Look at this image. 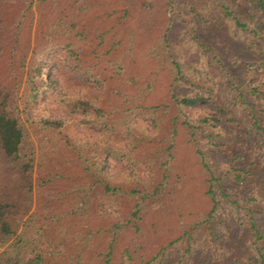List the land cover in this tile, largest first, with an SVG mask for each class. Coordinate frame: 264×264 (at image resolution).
I'll use <instances>...</instances> for the list:
<instances>
[{
  "label": "trees",
  "instance_id": "trees-1",
  "mask_svg": "<svg viewBox=\"0 0 264 264\" xmlns=\"http://www.w3.org/2000/svg\"><path fill=\"white\" fill-rule=\"evenodd\" d=\"M180 1L183 4L177 0H38L42 12L48 6L56 14V22L45 32L42 50L32 53L28 69L26 53L20 55L18 68L10 57L5 67L7 84L0 80V264H134L145 230L151 231L148 216L173 204L175 191L185 182L177 171L181 128L190 136L196 163L210 175V182L239 180L241 173L235 170L248 174L250 163L242 147L255 137L253 128L245 127L236 109L213 90L186 79L173 58L167 32L142 55L158 60L159 71H167V66L173 71L168 101L150 102L153 77L139 84L134 74L126 72L124 58L137 41L156 33L161 9L182 17L185 10L191 11L206 24L208 40L216 44L214 38L224 27L218 6L238 21L242 16L255 21L264 33V0ZM4 2L0 0V65L6 48L20 40L24 17L34 0H24L20 9L24 17L13 19H8ZM94 9H118L134 22L117 40L127 39V50L113 56L108 47L104 66L90 64L81 44L87 41L82 21ZM189 24L195 39L203 42L194 17ZM108 32L110 28L101 34V45L112 37ZM243 65L245 80L238 88L246 89L250 107L257 110L254 125L264 131V56L251 57ZM47 94L58 118L43 110L31 120L22 103L31 107ZM212 99L216 100L212 108L197 110ZM142 120H150L151 125ZM73 128L83 135L73 134ZM214 150L230 154V163L214 158ZM111 163L128 165L131 174L116 171ZM111 206L116 213L109 210ZM184 211L179 213L182 225L187 223ZM200 217L191 222L189 232L200 222L212 230L213 212ZM121 248L125 251L119 252ZM258 253V264H264V237Z\"/></svg>",
  "mask_w": 264,
  "mask_h": 264
},
{
  "label": "rangeland",
  "instance_id": "rangeland-1",
  "mask_svg": "<svg viewBox=\"0 0 264 264\" xmlns=\"http://www.w3.org/2000/svg\"><path fill=\"white\" fill-rule=\"evenodd\" d=\"M177 1L183 4L182 1ZM4 3H7L9 8L8 19L24 17L20 11L24 6V0H5ZM218 7L224 20V27L214 38L216 44L212 43L213 39L208 40L206 24L191 11L185 10L182 17L179 14H171L170 10L161 9L155 21L160 25L156 33L143 41L142 39L137 41L135 48L125 56L126 72L134 74L139 84H144L149 77H153L154 89L150 92L149 101L152 103L168 101L171 97L169 84L173 71L169 66L167 71H159L158 60L155 61L152 56L149 59L142 55L144 49L156 43L157 37L160 38V35L167 32L170 35L169 43L173 58L179 61L186 79L196 82L199 87L213 90L232 109H236V114L244 121L245 127H249L250 130L253 128L255 137L243 143L242 147V153L250 163L249 172L246 174L235 170V174L241 173L240 179L231 177L230 183L219 179L210 182L208 180L210 175L203 172L196 163L190 136L182 128L179 129L177 171L185 176L183 179L185 182L179 188L176 186L178 190L175 192L178 195H175L176 201L173 204H168L158 215L148 216L147 225L151 231L145 230V238L134 253V264H258L261 260L258 257V244L264 237V131L254 125L253 113H257V110L250 107L246 89L238 86L245 80L244 62L251 57L264 56V33L257 27L256 22L248 17L242 16L238 21L233 16H227L225 8ZM104 8L106 6L101 9ZM118 9L117 11L94 9L82 21L80 28L87 30V41H82L81 44L85 48L84 52L90 64L104 66L109 57L108 47L113 56L123 55L127 50L128 40L123 42L117 40L125 35L126 28L128 29L134 22H129L130 19ZM111 12H114L113 16H110ZM190 17L196 19V31L203 42L195 39V31L189 24ZM24 19L20 40L16 44H12L13 41L6 48L0 65V80L6 84L9 76L5 67L10 57H14L12 60L14 67L18 68L20 55L26 53L28 69L32 53L42 50V45L46 41L45 32L56 22V14L48 6L42 12L38 0H34ZM106 28H110L108 35L112 37H107L101 45V34L106 32ZM154 74L156 75L153 76ZM51 75L48 74L47 78H51ZM26 76L24 73L22 90L26 87L24 84ZM260 76L258 73L254 78L258 80ZM183 91L186 92L187 89L184 88ZM212 104H216V100L212 99L204 105H199L197 110L202 112L205 108H212ZM22 108L31 120H36L43 110L50 113V117L58 118L57 107L50 94L31 107L22 103ZM142 121L151 125L150 120ZM261 126L263 128L264 124ZM72 133L83 135L78 128H73ZM212 155L227 163L232 160V156L225 151L214 150ZM111 164L116 171L131 174L128 165ZM242 166L243 164L240 167ZM143 167L145 170L148 168L147 165ZM37 176L38 173L35 172V178ZM34 209L35 205L32 211ZM109 210L116 213L113 206L109 207ZM183 210L187 222L185 225H182L179 214ZM210 211L214 216L211 231H208V227L201 222L196 226L194 223L192 232L187 230L193 225L191 222L194 219L200 221V216ZM161 219L165 222L164 225L160 222ZM124 245L125 243L122 245L123 248ZM123 248L119 249V252L125 251ZM162 255L166 258L163 259ZM128 256L129 254H126V259Z\"/></svg>",
  "mask_w": 264,
  "mask_h": 264
}]
</instances>
